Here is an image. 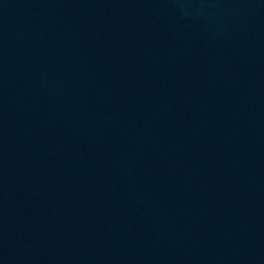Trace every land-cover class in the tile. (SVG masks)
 <instances>
[{"label": "water", "instance_id": "1", "mask_svg": "<svg viewBox=\"0 0 264 264\" xmlns=\"http://www.w3.org/2000/svg\"><path fill=\"white\" fill-rule=\"evenodd\" d=\"M0 264H264V0H0Z\"/></svg>", "mask_w": 264, "mask_h": 264}]
</instances>
